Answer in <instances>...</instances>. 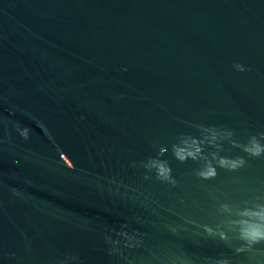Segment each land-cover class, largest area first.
<instances>
[{
  "label": "water",
  "instance_id": "water-1",
  "mask_svg": "<svg viewBox=\"0 0 264 264\" xmlns=\"http://www.w3.org/2000/svg\"><path fill=\"white\" fill-rule=\"evenodd\" d=\"M254 141L264 0H0V264H264Z\"/></svg>",
  "mask_w": 264,
  "mask_h": 264
},
{
  "label": "clouds",
  "instance_id": "clouds-1",
  "mask_svg": "<svg viewBox=\"0 0 264 264\" xmlns=\"http://www.w3.org/2000/svg\"><path fill=\"white\" fill-rule=\"evenodd\" d=\"M238 67L243 70V65H238ZM254 149L253 151L257 154H259L260 152H264V145H260L258 143H256L254 141ZM183 158V157H181ZM148 167H156V164L154 161H150L148 164ZM258 215H261L262 217H264V208H262ZM248 235L252 238V239H261L264 238V224L258 225V226H253L251 228H249L247 230Z\"/></svg>",
  "mask_w": 264,
  "mask_h": 264
}]
</instances>
